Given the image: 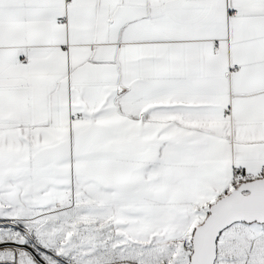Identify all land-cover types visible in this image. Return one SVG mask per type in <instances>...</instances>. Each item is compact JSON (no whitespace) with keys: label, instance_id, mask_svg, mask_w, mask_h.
<instances>
[{"label":"snow or ice","instance_id":"6c2138e0","mask_svg":"<svg viewBox=\"0 0 264 264\" xmlns=\"http://www.w3.org/2000/svg\"><path fill=\"white\" fill-rule=\"evenodd\" d=\"M0 264H264V0H0Z\"/></svg>","mask_w":264,"mask_h":264}]
</instances>
